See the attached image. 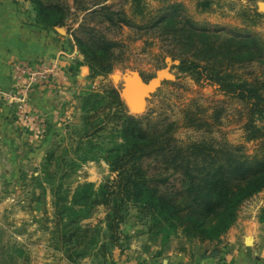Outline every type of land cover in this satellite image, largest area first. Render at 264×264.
<instances>
[{
  "label": "trees",
  "instance_id": "16d2710c",
  "mask_svg": "<svg viewBox=\"0 0 264 264\" xmlns=\"http://www.w3.org/2000/svg\"><path fill=\"white\" fill-rule=\"evenodd\" d=\"M29 1L36 23L45 29L63 27L71 14L63 0ZM72 1L86 17L99 15L110 25L157 33L172 46L165 54L179 60L181 71L197 77L205 74L245 107L244 140L256 147L248 155L242 146L212 138L181 143L174 137L173 122L129 114L116 89L89 94L71 153L76 157L69 158L66 151L57 156L52 150L41 165L52 198V213L44 217L42 227L50 247L70 264L86 258L104 260L130 240L122 226L131 211L153 224L150 229L163 244L178 233L187 240L218 241L235 224L241 205L264 189V81H247L231 73L252 63L263 65L264 42L251 32L222 33L198 26L184 15L180 3L168 0H157L161 3L152 14L147 0H127L129 15ZM210 4L199 0L196 8L207 11ZM136 18L143 24L136 26ZM72 37L93 76L112 72L115 41L83 23ZM184 123L196 129L208 126L188 111ZM97 152L112 177L97 187L84 182L70 190L66 179ZM257 220L264 228V207Z\"/></svg>",
  "mask_w": 264,
  "mask_h": 264
},
{
  "label": "rangeland",
  "instance_id": "374dc122",
  "mask_svg": "<svg viewBox=\"0 0 264 264\" xmlns=\"http://www.w3.org/2000/svg\"><path fill=\"white\" fill-rule=\"evenodd\" d=\"M63 1L71 7L65 25L56 27L59 29L56 32L53 31L55 28H46L54 38L63 42L59 53L45 62L28 65L33 71L42 65L53 66L52 72L45 79H34L27 88L28 79L24 78V82L14 89L12 99L0 95V105H6L9 112L6 118L7 134L12 135L11 142H14L0 146V264H70L52 250L48 236L42 229L44 217L52 213V198L49 185L43 183L41 165L46 153L52 150L57 156L66 151L69 158L76 157L71 153L85 115L84 97L92 93L101 94L111 87L118 91L121 99L126 81L134 73L139 75L144 85L150 84L152 91L145 97L141 112H132L125 106L129 114L138 117L147 115L155 122H173L174 137L181 143L212 138L231 146H242L248 155L253 154L256 147V143L244 140L245 107L237 99L225 95L219 85L205 74L197 77L181 71L179 60L165 54L172 46L157 33L136 27L110 25L99 15L86 17L85 13L75 10L72 0ZM100 1L83 0L82 4L95 10L104 5L111 11L130 13L127 0H106L101 5L98 4ZM168 1L180 3L184 15L198 26L222 33L233 30L251 32L259 35L264 42L263 13L260 17L253 16V12L258 11L254 6L256 0H209L211 4L207 11L196 8L199 0ZM21 3L25 14L33 11L29 0H21ZM160 3L147 0L148 11L154 13ZM133 21L136 26L143 24L139 18ZM79 23L97 29L117 43L116 65L108 75L93 76L78 52L72 35ZM59 35L63 39H59ZM16 63L19 62L13 64ZM81 66L86 68V73L82 75ZM231 73L247 81L253 78L264 81V64L252 63ZM12 76L13 73L8 90L13 86ZM42 94L44 102L41 104ZM33 98L39 107H44H37ZM187 111L208 126L200 129L186 126L184 114ZM215 114L217 120L214 119ZM256 124L260 125L261 121ZM111 177L108 165L97 152L95 158L81 164L65 184L70 190L84 182L97 187ZM262 207L264 189L241 205L237 215L239 224H255ZM152 225L146 218L131 211L122 226V232L130 236V240L124 241L120 249H114L104 260L86 258L76 264H115L116 260L120 262L122 256L131 254H127V250L143 249L147 242L155 239L158 240L155 243L156 253H163L165 249L159 247L161 237L153 235L154 231L150 229ZM261 233L264 234L263 227ZM169 237H174L168 245L175 249H192L195 246L184 240L183 236V239L177 234Z\"/></svg>",
  "mask_w": 264,
  "mask_h": 264
},
{
  "label": "crops",
  "instance_id": "0c3cea01",
  "mask_svg": "<svg viewBox=\"0 0 264 264\" xmlns=\"http://www.w3.org/2000/svg\"><path fill=\"white\" fill-rule=\"evenodd\" d=\"M260 2H264V0H256L254 3L257 10ZM256 12L262 14L259 10ZM52 35L50 30L36 23L34 11L31 10V13L25 14L21 0H0L1 91L8 90L13 63L36 65L37 62H45L59 53V47L63 42ZM60 38L62 36L59 35ZM85 69L83 66L80 67L81 75L86 73ZM39 102L41 104L44 102L43 94L42 100ZM33 103L39 107L37 100H34ZM7 110L6 105H0V146L2 147L6 143H14L11 142L12 135L7 134L6 118L9 113ZM239 222L240 220L237 219L235 224L218 241L199 242L184 239L195 244L194 248L178 250L168 245L174 237H169L168 243L164 244L161 243L160 238L159 247L165 251L156 253L155 243L158 240L155 239L147 242L143 249L137 247L133 251L127 250L126 253L131 254L127 255L128 257L122 256L120 262L116 260L115 264H264V234L261 233L262 227L257 217L255 224L252 225H240ZM177 236L183 239L180 234ZM134 240L132 242L136 243ZM129 248L132 250V245L129 244ZM117 253L119 255V252Z\"/></svg>",
  "mask_w": 264,
  "mask_h": 264
},
{
  "label": "water",
  "instance_id": "95a60500",
  "mask_svg": "<svg viewBox=\"0 0 264 264\" xmlns=\"http://www.w3.org/2000/svg\"><path fill=\"white\" fill-rule=\"evenodd\" d=\"M258 10L264 13V2L258 4ZM59 30L58 28H55ZM152 91L150 84L144 85L137 73H134L125 84L124 91L121 94V100L124 105L132 112L142 111L145 97Z\"/></svg>",
  "mask_w": 264,
  "mask_h": 264
},
{
  "label": "built area",
  "instance_id": "2783aa9c",
  "mask_svg": "<svg viewBox=\"0 0 264 264\" xmlns=\"http://www.w3.org/2000/svg\"><path fill=\"white\" fill-rule=\"evenodd\" d=\"M53 67V66H52ZM52 67H48L47 65H42L40 68H37L36 71H33L32 68H30L28 65L25 64H20L16 63L13 64L12 67V84L7 91H1L0 90V95L6 97V98H11L13 97V92L15 91L14 89L20 86L21 82H24V78L28 79L27 80V85L26 88L32 83V81L36 78H42L45 79L46 75L52 72ZM54 68V67H53ZM11 84V85H12ZM14 87V88H13Z\"/></svg>",
  "mask_w": 264,
  "mask_h": 264
}]
</instances>
